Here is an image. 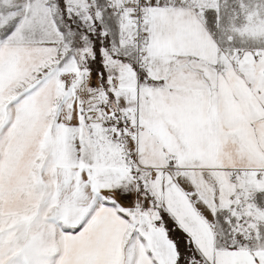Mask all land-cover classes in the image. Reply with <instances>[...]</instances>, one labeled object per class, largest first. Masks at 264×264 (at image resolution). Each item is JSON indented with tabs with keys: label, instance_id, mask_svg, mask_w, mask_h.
<instances>
[{
	"label": "snow or ice",
	"instance_id": "1",
	"mask_svg": "<svg viewBox=\"0 0 264 264\" xmlns=\"http://www.w3.org/2000/svg\"><path fill=\"white\" fill-rule=\"evenodd\" d=\"M0 264H264V0H0Z\"/></svg>",
	"mask_w": 264,
	"mask_h": 264
}]
</instances>
